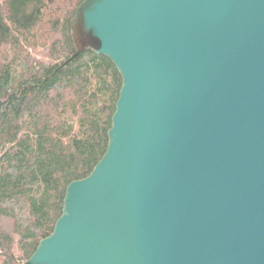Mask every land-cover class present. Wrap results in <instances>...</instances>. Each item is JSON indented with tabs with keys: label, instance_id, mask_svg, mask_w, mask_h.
<instances>
[{
	"label": "water",
	"instance_id": "water-1",
	"mask_svg": "<svg viewBox=\"0 0 264 264\" xmlns=\"http://www.w3.org/2000/svg\"><path fill=\"white\" fill-rule=\"evenodd\" d=\"M69 25L121 85L23 264H264V0H82Z\"/></svg>",
	"mask_w": 264,
	"mask_h": 264
},
{
	"label": "trees",
	"instance_id": "trees-1",
	"mask_svg": "<svg viewBox=\"0 0 264 264\" xmlns=\"http://www.w3.org/2000/svg\"><path fill=\"white\" fill-rule=\"evenodd\" d=\"M81 1L0 0V264L31 256L107 146L121 76L91 49L73 56Z\"/></svg>",
	"mask_w": 264,
	"mask_h": 264
}]
</instances>
